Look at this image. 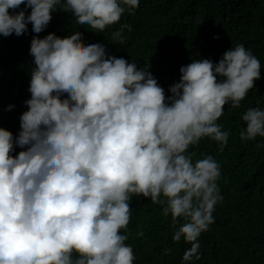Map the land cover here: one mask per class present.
<instances>
[{"label": "clouds", "instance_id": "obj_1", "mask_svg": "<svg viewBox=\"0 0 264 264\" xmlns=\"http://www.w3.org/2000/svg\"><path fill=\"white\" fill-rule=\"evenodd\" d=\"M58 4L78 25L100 32L140 0H0V34L23 35L29 22L44 31ZM125 28L131 30L123 24L113 38L125 41ZM81 41L55 33L31 41L21 131L0 127V264H134L121 229L130 221L129 201L140 194L171 214L175 241L191 243L183 261L199 259L198 237L223 199L221 171L212 155L188 149L209 137L224 150L229 132L217 120L261 78L260 60L243 43L218 62L193 59L166 95L151 65ZM259 103L242 114L244 140L264 137ZM17 145L24 150L12 155Z\"/></svg>", "mask_w": 264, "mask_h": 264}, {"label": "trees", "instance_id": "obj_2", "mask_svg": "<svg viewBox=\"0 0 264 264\" xmlns=\"http://www.w3.org/2000/svg\"><path fill=\"white\" fill-rule=\"evenodd\" d=\"M53 10L44 31L36 33L32 23L23 35L0 34V127L18 136L21 114L28 109L34 57L30 52L34 36L55 33L58 40L80 35L82 44L102 43L109 56L125 57L138 67L151 65L150 71L171 95L169 86L181 77L180 68L193 59L210 58L215 62L224 52L243 43L261 62V78L255 81L239 107L224 106L217 123L229 132L223 151L219 142L204 137L188 151L197 156L212 155L220 164L217 181L223 199L215 206L214 221L198 237L199 259L183 261L191 246L183 238L173 239L171 214H163L164 205L142 194L133 195L127 244L134 251V264H264V137L244 140L246 129L242 114L249 107H264V0H140L134 12L97 32L80 26L70 13ZM25 5L10 12L24 9ZM30 14L31 8L26 9ZM126 40L113 38L121 25ZM65 99H67L65 97ZM9 105L14 107L9 108ZM24 150L19 145L12 155ZM183 222V218H180ZM143 232V236L138 233ZM170 249V251H165Z\"/></svg>", "mask_w": 264, "mask_h": 264}]
</instances>
